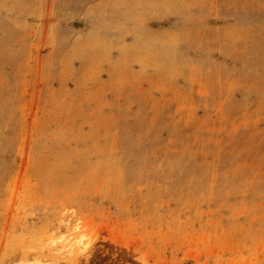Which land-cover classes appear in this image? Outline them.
I'll list each match as a JSON object with an SVG mask.
<instances>
[{"label":"rangeland","instance_id":"obj_1","mask_svg":"<svg viewBox=\"0 0 264 264\" xmlns=\"http://www.w3.org/2000/svg\"><path fill=\"white\" fill-rule=\"evenodd\" d=\"M0 264H264V0H0Z\"/></svg>","mask_w":264,"mask_h":264},{"label":"bare ground","instance_id":"obj_2","mask_svg":"<svg viewBox=\"0 0 264 264\" xmlns=\"http://www.w3.org/2000/svg\"><path fill=\"white\" fill-rule=\"evenodd\" d=\"M76 244H78L79 246L80 245H83V238L82 237H80L78 240H77V243ZM73 246V245H72Z\"/></svg>","mask_w":264,"mask_h":264}]
</instances>
